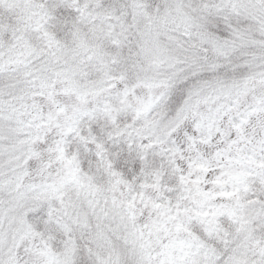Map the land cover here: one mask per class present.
Listing matches in <instances>:
<instances>
[{
	"label": "snow or ice",
	"instance_id": "obj_1",
	"mask_svg": "<svg viewBox=\"0 0 264 264\" xmlns=\"http://www.w3.org/2000/svg\"><path fill=\"white\" fill-rule=\"evenodd\" d=\"M0 264H264V0H0Z\"/></svg>",
	"mask_w": 264,
	"mask_h": 264
}]
</instances>
